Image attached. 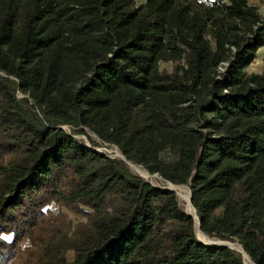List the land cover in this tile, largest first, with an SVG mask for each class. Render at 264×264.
I'll return each instance as SVG.
<instances>
[{
  "label": "trees",
  "instance_id": "obj_1",
  "mask_svg": "<svg viewBox=\"0 0 264 264\" xmlns=\"http://www.w3.org/2000/svg\"><path fill=\"white\" fill-rule=\"evenodd\" d=\"M261 48L249 0H0V264H246L63 125L188 186L201 232L264 264Z\"/></svg>",
  "mask_w": 264,
  "mask_h": 264
},
{
  "label": "rangeland",
  "instance_id": "obj_2",
  "mask_svg": "<svg viewBox=\"0 0 264 264\" xmlns=\"http://www.w3.org/2000/svg\"><path fill=\"white\" fill-rule=\"evenodd\" d=\"M197 1H212V0H197ZM249 4L258 7L259 13L264 16V3H261L258 0H249ZM263 68H264V50L262 49V50L258 51L257 57H256L254 63H252L247 68L246 72H247V74H261L262 71H263ZM160 69L168 71V72H171L172 69H173V65L170 64V63L161 64L160 65ZM16 98L20 102H23V101L26 100L27 101L26 105H24L25 109L27 111L31 112V113H34L38 117V119L40 121H42V122L44 121L43 116L40 114V112L34 106H32V101H31L29 96H25V95H23V94H21L20 92L17 91L16 92ZM61 128L63 130H65L67 133L72 134L74 136V138L77 139L83 145H85V146H87L89 148H92V149H94V150H96V151H98V152H100L102 154H105V155L109 156L112 159H116V160L121 161L119 159L120 156H118V154H117V153H120V152L115 146L108 145V144L102 142L95 134H93L89 130L85 129L83 133L75 134L76 133L75 131L79 130L80 128L74 129V128H71L70 126H67V125H63V126H61ZM120 155H121V153H120ZM126 167L132 174L137 175L139 177L141 176L143 180H145L146 182L150 183L154 187H159V188H166L167 187V184L159 176L151 175V174H149L147 171H145L143 168H141L139 166H136V167H138L139 169L145 171L148 175H139V174L135 173L127 165H126ZM175 186L183 189L190 196V189H189L188 186H178V185H175ZM177 199H178V203H179L180 208L186 212L185 206L179 200L178 196H177ZM49 209L52 212H54V213H56L58 211L57 208L54 207V206H51ZM73 222H74V220H73ZM207 237H209L210 240H212V241H218L216 238H211L210 236H207ZM229 243H230V245H233V246L237 245L238 247L241 248V246L236 241L235 242H229ZM246 260H247V263L250 264V260L249 259H246Z\"/></svg>",
  "mask_w": 264,
  "mask_h": 264
},
{
  "label": "bare ground",
  "instance_id": "obj_3",
  "mask_svg": "<svg viewBox=\"0 0 264 264\" xmlns=\"http://www.w3.org/2000/svg\"><path fill=\"white\" fill-rule=\"evenodd\" d=\"M117 154H118V156L121 157L120 153H117ZM130 167H131V169L135 173H137L139 175H148L145 171L139 169L138 167H136L132 163H130ZM169 187L172 188V189H174L176 191L179 200L185 206L186 212H190L192 215H195L194 210H193V208H192V206H191V204L189 202V195H188V193L186 191H184L183 189H181V188H179V187H177V186H175L173 184H170ZM196 233H197L198 238H199V240L201 242H203L205 244H211L212 243V240H210V238L207 237L204 233H202V232H196ZM231 246L234 247V248H236L237 250H241V248L238 247L237 245H236L237 247L236 246H233V245H231ZM246 259H248V257L246 255H244V260H245L246 264H248Z\"/></svg>",
  "mask_w": 264,
  "mask_h": 264
},
{
  "label": "water",
  "instance_id": "obj_4",
  "mask_svg": "<svg viewBox=\"0 0 264 264\" xmlns=\"http://www.w3.org/2000/svg\"><path fill=\"white\" fill-rule=\"evenodd\" d=\"M119 159H120L122 162H124L128 167H130V162L126 161L125 158H124L122 155H121V157H120ZM130 168H131V167H130ZM140 177H141V176H140ZM141 178H142V177H141ZM163 181L167 184V187L164 188V189H166V190L170 191L171 193H174L176 196H178L177 193H176V191H175L174 189H172V188L169 187V185H170L171 183L168 182V181H165V180H163ZM189 202H190V204H191V196H189ZM191 206H192V204H191ZM192 208H193V206H192ZM193 210H194V213H195V209H194V208H193ZM186 213H187L190 217L193 218L194 223H195V226H196V228H197V231H196V232H201V230H200V221H199L198 217L196 216V214H195V215H192L190 212H186ZM196 238L199 240L197 233H196ZM215 240H216V239H215ZM199 241H200V240H199ZM202 243H203V242H202ZM203 244H205V243H203ZM205 245H206V246H214V247L229 248V249H231V250L237 252L238 254H240L243 258H244V255H246V256L248 257V255H247L242 249H241V250H237L236 248L232 247L228 241H221V240H218V241H212L211 244H205ZM248 259H249V257H248ZM249 260H250V259H249ZM250 264H253L251 260H250Z\"/></svg>",
  "mask_w": 264,
  "mask_h": 264
},
{
  "label": "crops",
  "instance_id": "obj_5",
  "mask_svg": "<svg viewBox=\"0 0 264 264\" xmlns=\"http://www.w3.org/2000/svg\"><path fill=\"white\" fill-rule=\"evenodd\" d=\"M262 49L264 50V48H261V49H259L258 51H260V50H262ZM258 51H257V53H258Z\"/></svg>",
  "mask_w": 264,
  "mask_h": 264
}]
</instances>
